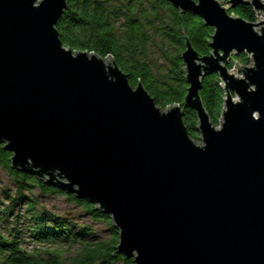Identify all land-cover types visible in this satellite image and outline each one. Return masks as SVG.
I'll return each mask as SVG.
<instances>
[{"label":"water","instance_id":"obj_1","mask_svg":"<svg viewBox=\"0 0 264 264\" xmlns=\"http://www.w3.org/2000/svg\"><path fill=\"white\" fill-rule=\"evenodd\" d=\"M166 1L215 29L209 55L187 39L181 55L202 146L179 105L160 111L111 57L62 44L66 0H0V144L13 170L107 215L133 264H264V19L228 15L247 3L264 17V0ZM242 53L253 66L236 62L239 78L227 67ZM214 73L220 127L199 98Z\"/></svg>","mask_w":264,"mask_h":264},{"label":"trees","instance_id":"obj_2","mask_svg":"<svg viewBox=\"0 0 264 264\" xmlns=\"http://www.w3.org/2000/svg\"><path fill=\"white\" fill-rule=\"evenodd\" d=\"M66 3V11L56 25L62 44L73 52L95 53L103 59L111 57L132 88L142 84L159 108L165 110L179 105L187 134L193 140L199 139L196 112L184 107L188 85L181 55L186 39L200 56L209 55L215 29L206 26L197 15L179 12L166 0H66ZM228 15L251 23L257 20L254 7L247 3L232 6ZM231 61L250 63L246 53L234 54ZM227 68H232L231 63ZM201 86L199 98L204 110L212 124L219 126L226 99L219 75L214 73L203 78ZM3 146L0 144V164L10 176L16 195L11 197L5 192L9 202L0 208V264H114L117 261L133 264L132 260L114 254L119 239L116 228L112 227L113 236L109 241L86 243L89 236L95 240L90 228L77 229L72 220L39 208L33 197L35 190L45 195L65 196L95 220H111L93 204L47 185L43 177L13 170L12 155ZM15 207L24 213L17 214ZM25 238L40 248L51 246L53 249L27 252L20 245ZM60 245L80 248L66 261L57 248Z\"/></svg>","mask_w":264,"mask_h":264},{"label":"rangeland","instance_id":"obj_3","mask_svg":"<svg viewBox=\"0 0 264 264\" xmlns=\"http://www.w3.org/2000/svg\"><path fill=\"white\" fill-rule=\"evenodd\" d=\"M222 4V3H221ZM224 5V4H222ZM226 7H230V5H224ZM257 14V20L255 21V23H260L263 21L264 17L260 12H256ZM261 27L256 25V31L257 33L260 34L261 32ZM234 55V54H233ZM232 55V57H233ZM110 60V57H108ZM232 59V58H231ZM231 59L229 60V62L232 65V68L228 69L229 74H233L236 77L239 76V78L243 77V74L240 73V71H238L235 69H238L237 67V63L236 62H232ZM249 60L250 63L248 65H243L240 64L243 68L247 67V68H251L253 66V61H251V58L249 56ZM229 63V64H230ZM229 66V65H228ZM234 102L239 100L238 97L236 96H232ZM238 98V99H237ZM160 111L165 112V110H162L161 108H159ZM219 126L216 127H220L221 123H222V119L220 118L219 120ZM194 143L198 146H202V141L200 139L197 140H193ZM5 192L10 194L11 197H15L16 192H15V187H13V184L11 182V178L10 176H8L7 171L5 170V168H3V166L0 164V208H2L4 205L6 206V204H8V199H5ZM33 197L36 198L37 203L39 208L43 207L45 209H47L49 212H51L52 214H56L59 217L62 218H68L70 220H72L75 224H76V228L77 229H81V228H87L92 231V234L95 236V240L90 239L91 236H89V238H86L85 242H92V241H109L112 236H113V231H111L113 224L111 223V221L109 222H105L103 219L100 220H95L93 218H91V216L87 215L86 211L83 210L82 208H80L78 205L73 204V202L69 201V199H67V197L61 195V194H49V195H45L42 193H39V191L35 190ZM15 209L14 211L20 215H22L24 213V210L21 209L20 207H15L13 208ZM1 210V209H0ZM115 228V227H114ZM5 230V229H2ZM116 230V229H115ZM6 238H10V236L8 235V233H4ZM24 237V236H23ZM20 245L21 248H23L24 250H26L27 252H34L35 249H38L40 251H48V250H52L53 247L48 246V247H43L40 248L38 247V245L34 244L30 239L25 238L24 240L22 239L20 241ZM57 248L60 249V251L62 252L63 257L67 260L70 259L71 256H75V254L78 253L79 250V246L77 247H68V246H64V245H60L57 246ZM114 264H123L122 261H117Z\"/></svg>","mask_w":264,"mask_h":264},{"label":"bare ground","instance_id":"obj_4","mask_svg":"<svg viewBox=\"0 0 264 264\" xmlns=\"http://www.w3.org/2000/svg\"><path fill=\"white\" fill-rule=\"evenodd\" d=\"M256 29V28H255ZM222 86H223V83H222Z\"/></svg>","mask_w":264,"mask_h":264},{"label":"clouds","instance_id":"obj_5","mask_svg":"<svg viewBox=\"0 0 264 264\" xmlns=\"http://www.w3.org/2000/svg\"><path fill=\"white\" fill-rule=\"evenodd\" d=\"M238 99V98H237Z\"/></svg>","mask_w":264,"mask_h":264}]
</instances>
